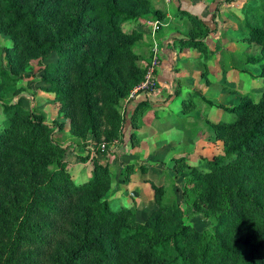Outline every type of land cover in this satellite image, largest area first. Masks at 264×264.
Segmentation results:
<instances>
[{
  "label": "trees",
  "instance_id": "16d2710c",
  "mask_svg": "<svg viewBox=\"0 0 264 264\" xmlns=\"http://www.w3.org/2000/svg\"><path fill=\"white\" fill-rule=\"evenodd\" d=\"M242 9L244 40L261 53L244 59L264 79V0ZM218 15L216 6L215 26ZM163 17L153 0H0V32L11 40L0 45V264H264V85L258 99L243 95L230 107L203 98L234 114L211 123L223 152L206 160V171L188 172L177 202H163V186L154 185L156 208L143 222L106 197L107 158L93 157L91 176L80 182L65 164L77 145L55 138L66 122L76 138L124 144L120 105L143 92L129 98L153 55L142 65L137 48L146 34L136 24L158 20L160 29ZM188 17L199 33L174 36L168 48L207 49L213 28ZM32 65L30 74L60 104L51 122L13 98ZM148 103L131 114L134 127ZM193 214L205 221L201 229L186 221Z\"/></svg>",
  "mask_w": 264,
  "mask_h": 264
},
{
  "label": "rangeland",
  "instance_id": "374dc122",
  "mask_svg": "<svg viewBox=\"0 0 264 264\" xmlns=\"http://www.w3.org/2000/svg\"><path fill=\"white\" fill-rule=\"evenodd\" d=\"M245 1H153L164 13L162 25L153 32L147 23L146 39L138 42L137 50L143 65L149 61L154 44L159 48L160 62L155 71V85L128 100L124 108V104L120 105V114L125 116V142L121 146L118 139L108 143L104 139L96 140L90 134L84 139L76 138L67 122L57 131L55 138L60 143L77 144L69 146L64 153V161L73 180L80 182L91 176L93 157L101 162L107 158L111 186L106 197L114 207H131L139 222H143L156 208L154 185L163 186V202L181 200L188 172L192 169L206 171V160L223 152L222 141L214 137L210 119L230 121L234 117L232 113L208 105L203 98L215 105L230 107L238 104L244 94L257 97L254 92L259 93L262 88L263 77L259 67L244 59V55L261 54L258 44L244 40L247 29L243 17L248 15L242 9ZM216 6H219V15L215 26L210 21V14ZM182 8L213 28L207 38V49L176 45V49L171 50L167 47L168 40L174 36H195L199 33L192 21L179 13ZM10 44V38L0 32V45ZM53 60V57L46 58L44 63ZM232 68L247 69L254 77L245 79ZM33 69L34 65L28 67L26 72L29 77L23 78L11 90L16 92L13 98L20 101L24 109L33 106L43 112L47 122H51L57 116L60 104L52 94L42 89L36 76L30 74ZM146 100L149 103L137 111L134 127L129 118L137 110V104ZM182 101L185 106L190 102L188 107L193 109L194 115H184ZM4 118L0 105V127ZM132 192L135 194L132 195ZM186 221L197 229L206 224L199 214L188 215Z\"/></svg>",
  "mask_w": 264,
  "mask_h": 264
},
{
  "label": "built area",
  "instance_id": "2783aa9c",
  "mask_svg": "<svg viewBox=\"0 0 264 264\" xmlns=\"http://www.w3.org/2000/svg\"><path fill=\"white\" fill-rule=\"evenodd\" d=\"M165 1L169 2L170 0H165ZM147 23L151 26L153 32L159 29L160 22L158 20L150 19L147 21ZM152 52H153V55L149 61L150 64L148 65L146 75L144 79L132 89V91L130 92L129 98L133 97L139 91H144V90L151 89L154 87L155 69H156V66L160 62L159 60L160 51L156 44H154Z\"/></svg>",
  "mask_w": 264,
  "mask_h": 264
},
{
  "label": "crops",
  "instance_id": "0c3cea01",
  "mask_svg": "<svg viewBox=\"0 0 264 264\" xmlns=\"http://www.w3.org/2000/svg\"><path fill=\"white\" fill-rule=\"evenodd\" d=\"M154 1V0H153ZM181 15H183V18L185 17V19H189L190 21H192V23H193V25L195 26V24L196 23H194L193 22V20L190 18V17H188V15H191V16H194V17H196V19H199L200 21H202L203 23H205V24H207L208 26L210 25L209 23H207V22H204V20H202L200 17H197L196 15H194V14H192L191 12H189L188 10H185L184 8H182V12H179ZM210 16H211V14H210ZM210 21H211V17H210ZM147 24V20H143V21H141V22H139V23H137L136 24V28H138L139 30H141V31H143V32H146L147 30H146V25ZM142 27V28H141ZM196 27V26H195ZM197 28V27H196ZM186 36H188V35H186ZM180 37V36H179ZM178 46H180V45H178ZM167 47H168V45H167ZM181 48H187V47H184V46H180ZM206 47H207V39H206ZM189 48V47H188ZM174 49H176V46H174ZM173 49V50H174ZM197 49V48H196ZM232 69H234V72H237L236 70H238V73L239 74H242L243 76H244V78L245 79H247V77H249V78H251V77H254L253 75H251V73L249 72V71H247V69H244V68H232ZM241 69V70H240ZM255 73H257V72H255ZM259 73V72H258ZM239 78H240V76H239ZM262 86L264 85V79L262 78ZM251 89V88H250ZM262 89V88H261ZM244 90H246L245 88H244ZM254 94H258L257 95V97H255L256 99H258L259 98V96L261 95V90H260V92L259 93H257V92H254ZM245 95V94H244ZM246 95H248V96H250L251 98H253V99H255L254 97H252V94H246ZM184 97H182V99H183ZM184 99H187V98H184ZM189 100H190V97L188 98ZM182 104H183V108H182V112L184 113V115H190V114H192V115H194V113L195 112H193V109H191V107L189 106L188 107V105H190V102L188 103V105L187 106H185V103H183V101H182ZM212 108V107H211ZM188 110V111H187ZM190 110V111H189ZM210 110V109H209ZM197 111V110H196ZM199 111V110H198ZM196 115V114H195ZM210 122H216V121H214L213 119H210Z\"/></svg>",
  "mask_w": 264,
  "mask_h": 264
},
{
  "label": "water",
  "instance_id": "95a60500",
  "mask_svg": "<svg viewBox=\"0 0 264 264\" xmlns=\"http://www.w3.org/2000/svg\"><path fill=\"white\" fill-rule=\"evenodd\" d=\"M135 193L134 192H132V195H134Z\"/></svg>",
  "mask_w": 264,
  "mask_h": 264
}]
</instances>
